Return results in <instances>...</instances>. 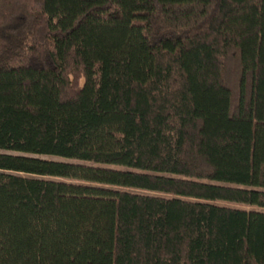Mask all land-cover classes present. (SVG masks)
I'll return each mask as SVG.
<instances>
[{"label":"trees","instance_id":"trees-1","mask_svg":"<svg viewBox=\"0 0 264 264\" xmlns=\"http://www.w3.org/2000/svg\"><path fill=\"white\" fill-rule=\"evenodd\" d=\"M0 264H264V0H0Z\"/></svg>","mask_w":264,"mask_h":264},{"label":"rangeland","instance_id":"rangeland-1","mask_svg":"<svg viewBox=\"0 0 264 264\" xmlns=\"http://www.w3.org/2000/svg\"><path fill=\"white\" fill-rule=\"evenodd\" d=\"M40 158H45V159H52V160H62L64 161L65 159H62L60 157H55V156H48V155H39ZM66 161V160H65ZM68 161V160H67ZM71 161V160H70ZM217 204H223V205H228V206H234V207H239V208H244V209H250V208H254L251 206H246V205H242V204H236V203H228V202H223V201H217L215 202Z\"/></svg>","mask_w":264,"mask_h":264}]
</instances>
